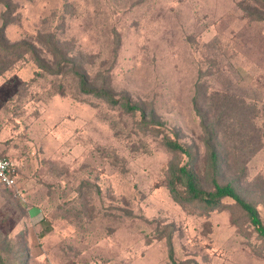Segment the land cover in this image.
<instances>
[{
  "label": "rangeland",
  "instance_id": "374dc122",
  "mask_svg": "<svg viewBox=\"0 0 264 264\" xmlns=\"http://www.w3.org/2000/svg\"><path fill=\"white\" fill-rule=\"evenodd\" d=\"M4 21L11 43L55 31L74 51L69 65L161 122L82 93L72 66L57 76L30 54L13 62L0 76L1 141L17 181L16 190L0 183L7 261L264 264V240L231 199L204 211L171 198L166 167L186 158L162 143L164 135L195 143L206 178L192 102L199 76L203 88L233 95L240 117L255 105L249 149H258L247 157L237 136L223 137L230 161L221 179L238 181L264 222V0H0Z\"/></svg>",
  "mask_w": 264,
  "mask_h": 264
},
{
  "label": "trees",
  "instance_id": "16d2710c",
  "mask_svg": "<svg viewBox=\"0 0 264 264\" xmlns=\"http://www.w3.org/2000/svg\"><path fill=\"white\" fill-rule=\"evenodd\" d=\"M5 5L7 6L8 4L6 3ZM261 18L263 17L259 19ZM6 23L7 21H4L0 27V76L11 67L13 62L25 54H30L42 71L44 70L57 76H63L64 69L72 66L69 72L77 79L78 89L82 93L96 96L110 105L120 106L128 112L140 111L143 119H145V115L147 117L150 116L152 124H155L152 126L161 125L153 110L147 112L144 107L137 103L130 104L127 96L115 97L113 90L109 86L103 85V83L99 85L91 81L86 70L81 67L82 65L75 66L76 63L69 65L70 61H75L76 59L73 55L74 51H69L67 40H63V37L58 36L55 31H39L36 35L37 40L34 42L22 39L11 43L4 36ZM41 52L46 53L49 58L40 55ZM203 82L202 77L199 76L195 83V93L192 102L193 110L199 119V125L203 132L202 141L205 149V158L202 166L206 178L198 170L202 163L198 155V146L195 143H181L175 138L164 135L162 138L164 146L175 156L186 158V161L182 163L175 160L168 163L165 172L167 189L176 203L192 205L204 211L220 208L225 198L231 199L233 204L242 212L249 225L254 228L257 235L264 240V222L257 208L258 203L247 199L240 192L241 186L238 181L227 179L223 182L221 179L223 168L226 165L229 166L230 161V153L224 146L223 137L237 136L241 141L239 146L235 147V150L241 154L248 152L247 157L258 149L257 147L249 149L255 138H257V128L251 120V116L253 114L256 115V107L253 104H244L245 111H243V114L240 112L242 114L240 117L237 111L240 107L235 104L233 95L218 89H205L202 87ZM224 116H233L229 123L232 125L231 127L227 126L228 122L224 121L223 123ZM145 125L147 126V124ZM261 125L264 129V116ZM6 127L7 124L0 121V156L7 158L4 155L6 153L4 144H8L7 138L4 140V144L1 141L3 140V134L7 133ZM237 127L242 128V130H237ZM206 180L208 182L207 187L204 185ZM169 257L173 260L171 245ZM0 264L15 263L7 261V258L0 253Z\"/></svg>",
  "mask_w": 264,
  "mask_h": 264
},
{
  "label": "built area",
  "instance_id": "2783aa9c",
  "mask_svg": "<svg viewBox=\"0 0 264 264\" xmlns=\"http://www.w3.org/2000/svg\"><path fill=\"white\" fill-rule=\"evenodd\" d=\"M0 183L7 188L16 190V176L11 161L6 157L0 156Z\"/></svg>",
  "mask_w": 264,
  "mask_h": 264
},
{
  "label": "crops",
  "instance_id": "0c3cea01",
  "mask_svg": "<svg viewBox=\"0 0 264 264\" xmlns=\"http://www.w3.org/2000/svg\"><path fill=\"white\" fill-rule=\"evenodd\" d=\"M30 213L33 215L32 217L38 216V210L36 208H31Z\"/></svg>",
  "mask_w": 264,
  "mask_h": 264
}]
</instances>
